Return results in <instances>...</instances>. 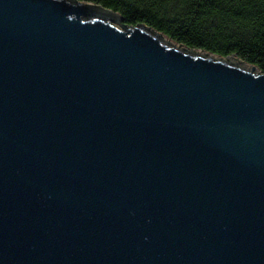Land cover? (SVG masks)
<instances>
[{
    "label": "water",
    "instance_id": "95a60500",
    "mask_svg": "<svg viewBox=\"0 0 264 264\" xmlns=\"http://www.w3.org/2000/svg\"><path fill=\"white\" fill-rule=\"evenodd\" d=\"M79 0H0V264H264V72Z\"/></svg>",
    "mask_w": 264,
    "mask_h": 264
},
{
    "label": "trees",
    "instance_id": "16d2710c",
    "mask_svg": "<svg viewBox=\"0 0 264 264\" xmlns=\"http://www.w3.org/2000/svg\"><path fill=\"white\" fill-rule=\"evenodd\" d=\"M145 24L188 48L236 55L264 72V0H79Z\"/></svg>",
    "mask_w": 264,
    "mask_h": 264
},
{
    "label": "rangeland",
    "instance_id": "374dc122",
    "mask_svg": "<svg viewBox=\"0 0 264 264\" xmlns=\"http://www.w3.org/2000/svg\"><path fill=\"white\" fill-rule=\"evenodd\" d=\"M159 34H161V35H163V36H166V35H164L163 33H159ZM166 37H167V36H166ZM167 38H168L169 41H171L172 43L178 44V43H176L174 40L170 39L169 37H167Z\"/></svg>",
    "mask_w": 264,
    "mask_h": 264
},
{
    "label": "bare ground",
    "instance_id": "6f19581e",
    "mask_svg": "<svg viewBox=\"0 0 264 264\" xmlns=\"http://www.w3.org/2000/svg\"><path fill=\"white\" fill-rule=\"evenodd\" d=\"M163 36V35H162ZM164 38H166V39H168L166 36H163ZM169 40V39H168ZM171 42V41H170ZM175 44V43H174ZM184 48H186L185 46H184ZM246 63V62H245ZM246 64H248V65H250V66H252L251 64H249V63H246Z\"/></svg>",
    "mask_w": 264,
    "mask_h": 264
}]
</instances>
